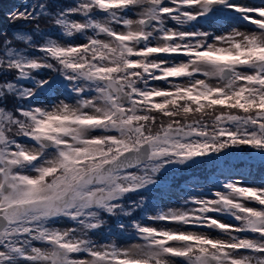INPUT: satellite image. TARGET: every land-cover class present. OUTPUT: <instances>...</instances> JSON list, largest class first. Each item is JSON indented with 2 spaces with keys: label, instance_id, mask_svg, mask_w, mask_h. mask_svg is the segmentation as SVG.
<instances>
[{
  "label": "snow or ice",
  "instance_id": "snow-or-ice-1",
  "mask_svg": "<svg viewBox=\"0 0 264 264\" xmlns=\"http://www.w3.org/2000/svg\"><path fill=\"white\" fill-rule=\"evenodd\" d=\"M7 15L33 29L0 33V264H264V181L228 167L264 170V0ZM169 170L204 178L162 209Z\"/></svg>",
  "mask_w": 264,
  "mask_h": 264
},
{
  "label": "trees",
  "instance_id": "trees-1",
  "mask_svg": "<svg viewBox=\"0 0 264 264\" xmlns=\"http://www.w3.org/2000/svg\"><path fill=\"white\" fill-rule=\"evenodd\" d=\"M32 0H0V33H8L11 35L12 33L21 30L24 32H31L33 29V24L26 23L24 21H16L15 23H11L8 19V13L22 7L25 3H31ZM74 0H51L52 8L55 10L57 7H68L73 4ZM40 28L48 33L51 31H58L53 28L46 20H41L39 22ZM2 39V37H0ZM16 47L23 48L24 44L22 42L16 43ZM0 79H11V74L7 77H0ZM14 105V101L9 99L7 101V106L12 108ZM228 167H234L235 171L240 175L245 176L249 182L253 181L255 183H261L264 181V170H261L255 159L250 158L246 153H240L238 155H234L229 157V165ZM203 172L201 170H197L195 172H173L169 170L168 173V182L165 190V194L167 189L179 190L181 192L184 191L185 187L188 183H194L197 179L203 181ZM163 196V195H162ZM161 197L160 192L157 190L154 193V198L152 200V204L158 205L159 198ZM130 199L136 200V194H132ZM142 213L137 210L134 213V216L139 217ZM103 233V232H102Z\"/></svg>",
  "mask_w": 264,
  "mask_h": 264
},
{
  "label": "rangeland",
  "instance_id": "rangeland-1",
  "mask_svg": "<svg viewBox=\"0 0 264 264\" xmlns=\"http://www.w3.org/2000/svg\"><path fill=\"white\" fill-rule=\"evenodd\" d=\"M75 19H79V17H74ZM241 30L244 31L246 30L244 27H241ZM49 34L53 35L54 37L55 36H58L59 33L58 31H51V32H48ZM79 42V41H77ZM33 55H38V53H33ZM41 75L43 76H48V75H51L50 72L48 71H44V72H41ZM63 98V97H61ZM69 103H74V101L72 100H69L68 101ZM235 178H240L243 180L244 183L246 184H250V185H258V184H255V183H247V181L245 180V177L244 176H236ZM186 195V192L182 193V192H179V191H174V190H171V189H168V191L166 192V195L165 196H162L160 198V203L157 207L159 208H162V209H167L168 207H180L181 204H182V198L183 196ZM168 227H178L176 225H168ZM104 235L105 233H102V232H97L95 234H92V239L96 240L97 242L99 243H104L105 240H104ZM214 236H216L217 234L216 233H213ZM115 240L114 237H109L108 238V241L111 242ZM115 242L117 244H119L120 246L124 247V246H128L130 243H134L136 241H129L127 239H119V240H115Z\"/></svg>",
  "mask_w": 264,
  "mask_h": 264
}]
</instances>
